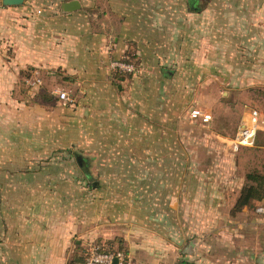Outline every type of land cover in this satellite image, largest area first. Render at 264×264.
Wrapping results in <instances>:
<instances>
[{
    "label": "crops",
    "instance_id": "crops-1",
    "mask_svg": "<svg viewBox=\"0 0 264 264\" xmlns=\"http://www.w3.org/2000/svg\"><path fill=\"white\" fill-rule=\"evenodd\" d=\"M30 1L0 6V38L14 41L18 35L27 44L25 51L17 43V53L11 56L1 53L0 46V112L12 109L16 80L25 71L27 77L20 81L26 83L24 89L50 93L56 87L68 94L76 87L79 102L71 124L61 112L54 124L50 122L51 108L58 113L71 106L59 97L50 105L28 107L33 136H15V144H26L15 146V264H81L88 243L123 251L135 264H195L185 258L177 262L180 252L164 246L161 229L148 227L146 218H133L131 184L114 183L105 176L122 171L111 167L112 159H140L145 167L148 159L155 160V173H162L167 152L172 160L175 157L165 146L177 122L173 125V119L170 124L167 117L153 115L156 109L146 98L155 96L158 87L149 80L182 74L241 89L264 86V0H172L170 9L161 12L155 9V0H92L91 16L79 0L80 9L59 13L54 30L50 20L51 27L25 30L31 17L54 7L50 2L35 10ZM70 17L73 23H68ZM88 17L91 22L84 23ZM113 61L128 63L133 70L113 68ZM118 76L128 83L114 81ZM68 77L75 85L64 82ZM52 80L55 83L48 86ZM135 95L145 97L140 108L133 102ZM259 105L250 109L259 112L255 139L264 135V101ZM96 116L104 119L96 124ZM88 143L99 146L93 157L104 160L94 168L86 165L84 154L52 153L57 147ZM108 144H123L122 150ZM71 155L79 167L69 165ZM47 159L64 161L51 166ZM90 175L103 177L92 180ZM175 180L172 190H177L179 202L180 181ZM232 221L235 230H224ZM203 224L209 233L203 264H264V218H205ZM198 251L196 247L187 256Z\"/></svg>",
    "mask_w": 264,
    "mask_h": 264
},
{
    "label": "rangeland",
    "instance_id": "rangeland-1",
    "mask_svg": "<svg viewBox=\"0 0 264 264\" xmlns=\"http://www.w3.org/2000/svg\"><path fill=\"white\" fill-rule=\"evenodd\" d=\"M65 1L67 0H31L29 3L31 9L37 10V6H41L43 9L50 2L54 7L50 12L45 11L42 14H35V17L30 16L32 20L23 29H35L36 26L38 29H42L45 24L51 27L47 23L50 20L53 24L51 29L54 30L56 28L54 24L60 22L61 3ZM82 1L91 16L92 0ZM171 2L172 0H155L154 6L157 12H161L170 9ZM27 14L31 15L32 12ZM88 18L89 20H84V23L91 22V17ZM68 21V23H73L74 19L70 17ZM19 23L17 22V24ZM15 28L17 27L15 26ZM16 34L17 29H15ZM3 38H0V46L1 53L3 52L5 56L17 53V43L20 44L21 50L26 51V41L23 43L22 39H18V35L14 41H11V38ZM39 38L40 35L36 39ZM2 39L3 41H1ZM27 74V71L23 72V78L16 80L19 82L15 83L12 109L4 108L0 112V217H2L0 218V246L3 249L2 255L0 254V263L2 264H15V146L22 148L26 146L23 143L15 144V136L20 135L23 139H27L29 135L33 136L34 125L28 123L30 117L28 107L50 105L51 102H55V97L58 99L56 87L52 88L50 93L43 92V89H34L35 87L27 86L24 89L26 83L23 84L20 81H24ZM184 77L182 74H176L169 80H149L158 88L157 92L155 91V96L146 98L147 104L153 110L156 109L154 116L157 117L161 114L160 117H167L170 124H172L170 120L173 119V125L177 122L176 128L168 129L169 136L173 138L168 137V143L165 146V150L175 153L174 159L172 160L168 156L171 152H167V156L163 160L165 169L162 173L161 171L155 173V160L148 159V165L145 167L144 161L140 159L130 160L122 157L112 159L111 162L109 160L111 167L122 169V171L119 170L115 175L109 174L105 177L114 183L131 184L133 202L130 209L133 218H146L145 224L148 227H159V230L162 231L160 235L163 237L164 246L178 248L180 259H176L177 262H180L181 258H185L192 263L203 264V248L207 243L205 239L209 237L203 224L205 218H264L262 211L264 202L255 205L257 200H252L249 205L242 207L239 211L233 210L242 187L250 182L247 180L248 174H256L264 183V135L260 139L257 135L252 146L241 147L238 151L232 149L230 143L242 118L250 113L252 107L258 108L259 104H263L264 86L257 88L258 90L251 88L248 90L241 89L229 82L225 83V81H214L197 76L194 78ZM125 78L118 76L114 81L121 82V84L128 83L122 82ZM127 81H129V77ZM64 82L75 85L69 77L64 78ZM51 83H55V80H52L50 84L47 83L48 86ZM219 83L222 84L221 87H219ZM245 86L248 87V85ZM68 97L69 102L65 105L71 104V106L67 108V112L58 111L57 113L54 112V108H51L50 117L52 113L55 117L50 120L52 124H54L53 119H59L60 112L61 115H67L71 119L69 124L75 121L73 117L79 102L76 87L68 92ZM133 98V102L139 108L145 102L143 96L135 95ZM62 106L64 105L62 104ZM126 108L131 109L129 106ZM193 109L206 111L211 115L210 119L203 121L200 117L193 118L191 116ZM261 111L263 112V110ZM96 118V124L98 120L104 119H100V116H96ZM15 120L18 123L15 124ZM171 131L174 132V136ZM36 134L39 135L37 129ZM108 146L113 149L117 146L120 150V146L123 144H108ZM98 147L94 143L85 144L83 147L68 145L64 148H54L52 153L66 151L84 154L87 157L86 165L94 168L104 162L98 157H93ZM71 157L68 158L69 165L79 167L80 164L74 156L71 155ZM46 161H51L49 164L51 166H58L56 162H63L64 159H47ZM90 176L92 180L103 177L100 175ZM176 178L180 181L179 202L176 199L177 190H172V183L176 182ZM85 182L87 181L85 180ZM188 196L191 197L190 200L187 199ZM233 222L229 223L230 226L225 227L224 230L234 231L235 223ZM216 238L219 237H215V243H218ZM89 244L93 245V243L85 245L83 254L81 253L82 256H85ZM196 247L199 249L197 255H193L189 259L187 256L189 251ZM217 249H219L218 246Z\"/></svg>",
    "mask_w": 264,
    "mask_h": 264
},
{
    "label": "built area",
    "instance_id": "built-area-1",
    "mask_svg": "<svg viewBox=\"0 0 264 264\" xmlns=\"http://www.w3.org/2000/svg\"><path fill=\"white\" fill-rule=\"evenodd\" d=\"M111 67L124 71H132L133 67L122 61L111 62ZM58 97L64 104L69 102L68 94L65 91H59ZM193 118L200 117L203 121L210 119V114L200 109L191 111ZM259 112L251 110L248 119L237 129L234 137L230 140L232 149L239 150L241 147L252 146L258 129ZM264 213V207L262 208ZM83 264H135L123 251L113 250L105 251L97 245H90L86 252Z\"/></svg>",
    "mask_w": 264,
    "mask_h": 264
},
{
    "label": "trees",
    "instance_id": "trees-1",
    "mask_svg": "<svg viewBox=\"0 0 264 264\" xmlns=\"http://www.w3.org/2000/svg\"><path fill=\"white\" fill-rule=\"evenodd\" d=\"M129 61V59H125ZM247 180L250 181L249 184L242 187L240 194L235 202L234 211H239L242 207L250 204L252 200H262L264 199V183L256 174H248ZM101 248V247H100ZM102 250L113 251L112 249H107L102 247ZM81 264L84 263L85 256H82Z\"/></svg>",
    "mask_w": 264,
    "mask_h": 264
},
{
    "label": "water",
    "instance_id": "water-1",
    "mask_svg": "<svg viewBox=\"0 0 264 264\" xmlns=\"http://www.w3.org/2000/svg\"><path fill=\"white\" fill-rule=\"evenodd\" d=\"M24 0H1L2 6H17L23 4ZM79 0H69L61 3V10L64 13L73 12L80 9ZM81 161V160H80Z\"/></svg>",
    "mask_w": 264,
    "mask_h": 264
}]
</instances>
